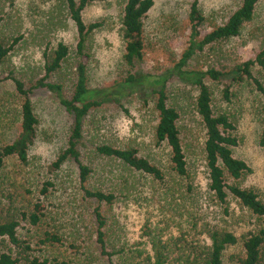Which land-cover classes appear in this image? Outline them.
Listing matches in <instances>:
<instances>
[{
	"label": "rangeland",
	"instance_id": "obj_1",
	"mask_svg": "<svg viewBox=\"0 0 264 264\" xmlns=\"http://www.w3.org/2000/svg\"><path fill=\"white\" fill-rule=\"evenodd\" d=\"M153 1L144 21L143 60L135 65L133 73L137 77L165 78L169 102L179 115L177 125L190 179L172 172L169 148L155 142L156 96H149L148 89L136 86L128 89L122 99L127 112L106 103L91 110L83 120L77 149L81 162L92 171L86 186L116 196L112 205L85 198L79 190L78 170L72 159L64 162L56 176L50 177L49 173L50 164L66 147L73 116L48 91H34L31 101L39 125L37 139L29 151V165L9 159L5 173L25 202L36 194L27 195L24 189L36 192L42 181L49 178L56 184L45 206V220L36 228L21 222L18 229L19 238L43 249L41 254L45 257L70 264H108L96 244L93 210L97 207L105 219L104 229L110 243L128 252L138 249L144 256H152L147 233L163 242L183 235L189 243L208 245L203 231L214 227L240 239L223 256L222 264H234L230 257L243 254L241 238L260 227V221L238 206L231 196L226 207L220 206L208 189L205 130L195 109L198 89L174 73L188 46L187 17L192 0ZM242 1L200 0L205 22L200 27L199 39L223 25ZM122 5L123 0H97L82 13L85 24L102 23L87 42L88 86L93 91L110 90L126 76L124 45L119 33ZM19 34L24 37L23 42L10 54L7 67L26 78L39 73L42 51L47 46L55 48L62 42L73 54L77 41L62 0H0V37ZM261 50H264V0L258 3L253 19L238 37L206 46L184 69H214L223 73L217 81L206 78L205 84L211 91L214 110L228 115L236 125L239 144L233 149V156L245 161L251 169L240 186L253 190L264 201V146L259 145L264 127V99L251 82L234 81L229 74L237 65L254 60ZM252 74L264 85V73L257 66L252 68ZM19 107L13 83L0 78V145L9 144L16 137ZM99 145L136 149L163 172L164 180L155 181L125 169L118 161L96 155ZM45 233L56 235L60 242L39 245V238L43 239ZM124 255L119 260L130 256Z\"/></svg>",
	"mask_w": 264,
	"mask_h": 264
},
{
	"label": "trees",
	"instance_id": "obj_2",
	"mask_svg": "<svg viewBox=\"0 0 264 264\" xmlns=\"http://www.w3.org/2000/svg\"><path fill=\"white\" fill-rule=\"evenodd\" d=\"M62 1L77 34L73 54L62 42L57 43L55 48L47 46L42 51V66L39 73L26 78L7 67L10 54L22 44L24 37L21 34L0 37V78L13 83L20 99L17 135L11 143L0 145V264H70L43 256L41 254L43 249L33 247L29 240L21 239L18 235L21 222H27L36 228L45 220L47 201L56 190L54 180L49 178L42 181L36 192L24 189L27 195L36 194L35 198L25 202L16 192L9 175L5 173L9 159H16L23 166L29 165V151L37 139L39 125L31 101V96L36 90L48 91L64 110L73 116V125L66 147L49 166L50 177L56 176L64 162L72 159L78 170L79 190L85 198L94 199L100 204L112 205L116 196L112 192L89 189L86 186L92 171L89 166L81 162L77 149L82 139L83 120L91 110L106 103L127 112L122 99L127 95L128 89L136 86L148 89L149 96H156L155 142L157 145L165 144L169 148L172 172L179 177L190 179L177 125L179 115L169 102L164 86L165 78L137 77L133 73L135 65L143 60L144 21L154 1L123 0L119 33L124 45L122 60L126 67V76L120 82H116L110 90L102 92L93 91L88 86L90 55L87 51L90 35L101 28L102 23L85 24L82 19L85 8L97 0ZM261 1L243 0L223 25L212 29L199 39L200 27L205 22V17L199 7L200 0H192L187 17L190 25L188 46L174 67L176 75L198 89L195 109L205 130L204 164L208 189L214 200L220 206L226 207L228 197L231 196L238 206L260 221L259 228L241 238L243 254L230 257L234 264H264V201L253 190L240 186V181L251 173V169L245 161L233 156V149L239 144L235 135L236 125L228 115L214 110L211 91L205 84L206 78L217 81L224 76L223 73L214 69L203 71L184 68L187 62L197 52H202L206 46L238 37L242 28L253 19L256 6ZM254 66L264 73V50L258 52L254 60L237 65L229 74L234 81L251 82L264 99V85L252 74ZM224 98H228L227 89L224 91ZM259 145L264 146V127L259 137ZM95 153L103 158L120 162L131 172L141 173L155 181L164 180L163 172L134 148L99 145ZM93 216L96 223V244L108 264H222L225 250L240 243V239L233 233L214 227L205 228V232L203 231L209 240L208 245L189 243L183 235L163 242L160 238L151 237V234L147 233L145 236L150 237L149 246L152 256L148 254L144 256L138 249L128 252L112 245L104 229L105 219L98 207L93 210ZM43 236L44 238H39L38 241L41 246L60 242L56 235L45 233ZM124 254L130 256L119 260L125 256Z\"/></svg>",
	"mask_w": 264,
	"mask_h": 264
}]
</instances>
